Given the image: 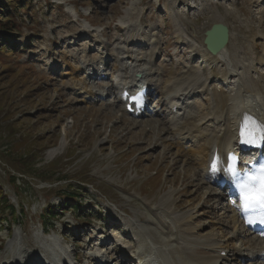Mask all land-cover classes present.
Masks as SVG:
<instances>
[{
	"label": "rangeland",
	"instance_id": "374dc122",
	"mask_svg": "<svg viewBox=\"0 0 264 264\" xmlns=\"http://www.w3.org/2000/svg\"><path fill=\"white\" fill-rule=\"evenodd\" d=\"M2 1L16 29L0 43L9 47L0 50V190L15 215L9 207L0 209V264H17L7 248L16 233L23 238L24 264H45L42 240L59 243L66 264H143L152 246L158 264H264L239 257L236 250L253 235L244 237L232 217L226 186L200 177L196 157L182 148L186 129L171 135L161 96H151L140 116L122 114L105 106L113 95L104 93L103 102L80 98L71 79L75 65L91 68L77 61L83 44L90 58L117 45L164 67L161 90L185 65L186 81L201 76L216 87L217 100L228 102L219 77L222 62L211 67L199 47L219 12L237 38L240 59L251 61L247 72L264 91V6L254 0H23L12 13L13 4ZM8 15L0 11V18ZM179 26L194 42L180 38ZM87 77L96 89L118 83L103 73ZM204 107L210 110L212 103ZM55 147L50 157L47 151ZM72 192L82 194L77 210L68 197ZM180 231L229 248L213 261L205 245L189 252L178 244Z\"/></svg>",
	"mask_w": 264,
	"mask_h": 264
},
{
	"label": "bare ground",
	"instance_id": "6f19581e",
	"mask_svg": "<svg viewBox=\"0 0 264 264\" xmlns=\"http://www.w3.org/2000/svg\"><path fill=\"white\" fill-rule=\"evenodd\" d=\"M254 1L257 2V5L264 6V0ZM170 2L174 3V0H170ZM262 11L264 12V10ZM216 14L217 17H214L215 22H213L210 27L214 23L226 25L228 29L227 44L222 49L217 50L216 53L209 52L204 42L199 45V47L202 48L201 58L204 62H208L211 67L212 65L216 66L217 62H222L219 77L221 79L220 82L226 85L229 90L228 98L230 101L228 102L226 101L227 99H222V101L217 100L215 92L218 90L215 86L212 88L208 81L204 80L201 76L194 75L189 77V80L186 81V78H183V75H181L185 73V65L177 68L178 74L172 75L171 80L166 82L168 84L165 90H161L164 67L159 65L155 66L152 56L148 59L143 58V54L139 55L137 50H126L123 46L118 48L117 45L111 49L103 47L104 49H102L98 55L94 58H90L88 53L85 52L87 51V44H83V46H85L81 49L84 54L83 58H78V60H76L86 65V67L91 68H88V71L85 72L80 71L83 70L81 66L75 65L72 68L73 76L71 79L73 82V89L78 92L77 95H79L80 98L86 97L84 100H87V97L91 96L93 100L103 102L105 101V99H103L104 93H106L107 98L113 95L112 99L105 103V106L114 105L118 107L122 114L134 113L136 116H140L146 110V104L151 93L150 97L161 96L163 100L162 104L166 107L165 111L167 112V117H170L171 126L168 129L171 135H175V131L186 129L187 133L184 135L186 141L182 143L183 150L188 149L185 153L189 152L190 155L196 157L194 163L200 170V177L204 182L209 184L212 182L226 184V196L229 200V205L227 206L230 208L229 211L231 210L232 212V217L235 218L237 222H241L240 201L234 195L236 191H234L230 184L231 177L227 169L228 156L233 154L239 157L242 162L247 160L255 162L259 154L264 155V140H261L259 137L256 142V147L252 150H247L241 143L242 138L240 137V130L242 126H244L243 121L246 116L257 121L259 125L258 128L264 127V91L254 77L247 72V68L249 67L248 64H251V61L249 62L248 60L249 58L240 59V53L235 47L237 38L233 36L229 26L224 22L223 16L219 12ZM129 20L130 23L132 18ZM178 23L181 22L178 20ZM139 24L140 23H135L133 29ZM131 26L132 24L128 25V29H131L129 28ZM210 27L208 29H210ZM178 31L181 33L180 38L182 40H187L188 43L194 42V39L190 38L185 27L179 26ZM205 32L203 40L205 38ZM86 35L87 34H85V36ZM261 37L264 41V34H261ZM219 38V36L215 37L213 42H217ZM138 44L143 45L145 43ZM100 64H103L102 70H100ZM137 72H141L140 76L137 75ZM94 73L99 75L103 73L104 76L117 77L116 80H118V83L117 85L113 83L111 85L103 84L100 85L101 87H98V89L88 86L87 76L88 74L92 75ZM143 84L145 85L146 92H142L141 94L143 97L142 103L136 105L131 97H133L132 95L139 94V90ZM100 88L101 91L100 94H98ZM147 92H149L148 95H146ZM194 96H196L197 99H193ZM206 101L211 102V109L214 108L215 110H207V108L204 107V102ZM217 108H220V112H218ZM204 120L205 122L202 126L197 124V122L202 123ZM66 142L67 139L64 137L60 141L59 148H62ZM178 145H181L180 142ZM58 150L57 147L51 148L47 151V154L52 157ZM213 161L217 162L218 171L216 172L212 171ZM179 221L178 218H175V223L178 224ZM234 236H237V234ZM234 236L231 234L227 235L229 239L234 238ZM245 236H252L251 238L253 239L250 244H244V248L240 247L236 250L239 257L241 259L246 258L248 262H253L257 259L263 261L264 233L245 232L244 237ZM176 239L178 241L177 243L180 245L184 244V248H187L189 252H193L197 244L205 245L213 261L222 259L221 253L226 252L229 248V244L221 240H214V238L207 237L198 240V238L194 237L192 232L184 233L180 231ZM22 241L23 238L16 233L11 241L9 240L7 243V248L10 250V259L18 262L17 264L25 263L26 255L21 246L23 245ZM41 244V251L48 253L49 257L45 264H66L61 261L60 254H62L61 252L63 250L61 249L60 254L57 252L56 248H58L57 246H59V243L53 244L49 243L47 240H42ZM243 250L247 251L246 256L243 255ZM148 251L150 252L148 256L149 260L146 261V263L144 261L143 264H158L160 258L158 249L152 246L148 248ZM39 263L43 264L41 261ZM163 263L165 262L163 261Z\"/></svg>",
	"mask_w": 264,
	"mask_h": 264
},
{
	"label": "snow or ice",
	"instance_id": "6c2138e0",
	"mask_svg": "<svg viewBox=\"0 0 264 264\" xmlns=\"http://www.w3.org/2000/svg\"><path fill=\"white\" fill-rule=\"evenodd\" d=\"M136 105L142 103L143 97L141 94L131 97ZM260 132V139L264 140V127L257 128ZM240 136L242 143L254 144L256 139L252 133L248 130V125L245 124L240 130ZM233 161L228 167V172L237 179V187L240 189V207L244 212L259 210L260 215L258 217L259 223L264 224V164L260 166L259 175L247 174L246 180L240 176L235 167V157H230ZM212 171H218L217 162L213 161ZM235 203V202H234ZM255 221L249 219L248 223Z\"/></svg>",
	"mask_w": 264,
	"mask_h": 264
},
{
	"label": "trees",
	"instance_id": "16d2710c",
	"mask_svg": "<svg viewBox=\"0 0 264 264\" xmlns=\"http://www.w3.org/2000/svg\"><path fill=\"white\" fill-rule=\"evenodd\" d=\"M8 1H10L13 4L12 7H15L14 10H12V13L13 12L16 13L18 11L17 7H20V3L23 2V0H8ZM1 10H3L4 13H7V15H8V13H10L8 10V7L5 5V3L2 0H0V11ZM12 22L13 21H12V18L10 17V15L5 16L3 19L0 18V34L1 33L3 34V36L0 35V43H5V42H3L4 39L6 41V39H11V37L14 36V33H15L14 31L16 29L15 28L16 26ZM8 49H9V47H7L6 45H4L3 47L0 46L1 51L2 50L7 51ZM10 51H12V50H10ZM81 195H82L81 192H72V193L68 194V197H70V199H71L70 201L72 203L71 204L72 208L74 210H77L81 207V200H80ZM68 203H70V202H68ZM4 207H9L11 213L15 215V213H14L15 208H14L13 204L9 203V200L7 199L6 195L3 192H1V190H0V209L2 210V209H4ZM81 212L83 213V210H81L80 213Z\"/></svg>",
	"mask_w": 264,
	"mask_h": 264
},
{
	"label": "water",
	"instance_id": "95a60500",
	"mask_svg": "<svg viewBox=\"0 0 264 264\" xmlns=\"http://www.w3.org/2000/svg\"><path fill=\"white\" fill-rule=\"evenodd\" d=\"M219 36L220 38L217 42L213 43V39ZM228 39V29L227 26L222 23H214L210 29L205 32L204 43L207 49L211 53H216L217 50L222 49Z\"/></svg>",
	"mask_w": 264,
	"mask_h": 264
}]
</instances>
